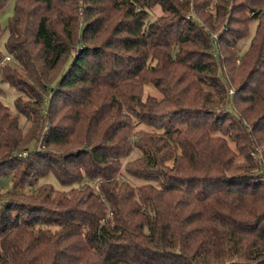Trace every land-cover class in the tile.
Instances as JSON below:
<instances>
[{
	"label": "trees",
	"instance_id": "obj_1",
	"mask_svg": "<svg viewBox=\"0 0 264 264\" xmlns=\"http://www.w3.org/2000/svg\"><path fill=\"white\" fill-rule=\"evenodd\" d=\"M6 31L0 264H264V0H15Z\"/></svg>",
	"mask_w": 264,
	"mask_h": 264
},
{
	"label": "rangeland",
	"instance_id": "obj_2",
	"mask_svg": "<svg viewBox=\"0 0 264 264\" xmlns=\"http://www.w3.org/2000/svg\"><path fill=\"white\" fill-rule=\"evenodd\" d=\"M14 6H15V0H8L5 7L0 10V30L2 31L0 34V52H4V44L7 40V35H8L7 31H6V26H7L8 20L13 16ZM152 12H154V17H156L157 15H161V10H160L159 6H157L156 8H153ZM152 12H151V14H152ZM255 28H256V22L251 23L249 26V34H248L247 38L243 39L238 44L239 48L237 49L238 50L237 56H240L241 54H243L246 51V49L248 48L249 43H250V41L254 35ZM3 64L4 63H2L1 65H3ZM147 95L153 96L157 99L161 98V95L151 86L145 87L144 98ZM16 97H17V93L12 88H10L6 84H0V102L9 109L11 114H15L14 99ZM19 125L24 131L26 130L27 125H25V120L23 117L19 118ZM141 129H144V128H141ZM139 156H140V154L138 152H135L127 160V162L130 160H134ZM126 163H124V164H126ZM131 182L134 183L133 181H131ZM42 183L51 184L53 186V188L57 191H66V190L70 189L69 187H62V186L58 185V183L52 177L45 178L39 184H42ZM8 189H9V180L7 179L3 183V189L2 190L6 191ZM23 192L28 193L27 190H24Z\"/></svg>",
	"mask_w": 264,
	"mask_h": 264
},
{
	"label": "built area",
	"instance_id": "obj_3",
	"mask_svg": "<svg viewBox=\"0 0 264 264\" xmlns=\"http://www.w3.org/2000/svg\"><path fill=\"white\" fill-rule=\"evenodd\" d=\"M11 60L9 57H5L4 60H3V63L6 64V63H9ZM233 90L229 87L226 88V99L229 100L231 99L232 95H233ZM219 112H221L222 110H218ZM224 111V110H223ZM251 156H254V157H257L258 159H260V154L255 156L253 153L251 154ZM262 175L264 177V170L262 171Z\"/></svg>",
	"mask_w": 264,
	"mask_h": 264
}]
</instances>
